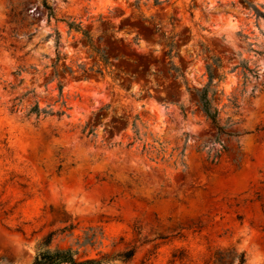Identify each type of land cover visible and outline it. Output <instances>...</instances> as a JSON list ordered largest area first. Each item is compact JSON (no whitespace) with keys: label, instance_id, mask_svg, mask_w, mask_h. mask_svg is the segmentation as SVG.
<instances>
[{"label":"rangeland","instance_id":"374dc122","mask_svg":"<svg viewBox=\"0 0 264 264\" xmlns=\"http://www.w3.org/2000/svg\"><path fill=\"white\" fill-rule=\"evenodd\" d=\"M46 1L54 18L0 0V264L49 234L88 257L133 248L125 264H264V0ZM205 87L237 136L216 135ZM33 101L53 115L26 117Z\"/></svg>","mask_w":264,"mask_h":264},{"label":"trees","instance_id":"16d2710c","mask_svg":"<svg viewBox=\"0 0 264 264\" xmlns=\"http://www.w3.org/2000/svg\"><path fill=\"white\" fill-rule=\"evenodd\" d=\"M42 8L46 12L47 19L54 18V12L52 7L47 3L46 0H40ZM256 16L262 17L264 19V14L256 12ZM67 27L69 29H73L76 31H81L78 25L74 24H67ZM87 44L93 48L92 42L88 35L84 33ZM161 40L164 41L165 47L169 50L165 53L166 57L170 56L171 50L174 48L171 39L165 38L164 34H160ZM57 44V41H56ZM94 49V48H93ZM96 54L100 56V59L107 62L106 56L100 52L99 50H94ZM59 61V59H56V63ZM220 68V60L218 58H212L211 64L206 66V73L208 77V85H211L213 82V79L216 76L215 72ZM239 69L240 74L244 79L247 77H253L256 78V72L252 69H249L246 64L240 63V65L233 68V70ZM169 70H173L171 66H169ZM17 74V73H16ZM62 74L65 75V71H62ZM53 78H57L58 74L53 71L52 72ZM221 80V77H218V81ZM12 89V88H10ZM62 86L61 83H57V91L58 95H61ZM192 93H194L198 98L199 108L202 111V113L205 115L207 120H209L211 126L216 130V135H224V136H237L236 134H229L225 132V127L220 125L219 118H218V110L213 107L214 98L217 95V91L210 90L209 87H205L202 90H191ZM32 92H27L20 97H15L11 100L10 105V112L15 113L19 110L21 106V102L23 100H27L28 96L31 95ZM232 109L234 110L233 114H237L238 105L235 102L231 103ZM26 117L33 115L36 119L39 116L46 117L48 115H53L50 110H47L46 108H39V105L37 102L33 101L29 107L26 110L25 113ZM56 116L62 115V113H56ZM264 127H261L259 129H256L255 132L263 131ZM222 152L227 155L228 150L226 147L221 148ZM218 157V156H217ZM216 160L211 161V164H213ZM51 234L43 238L39 245L36 254L34 255V258L30 264H114L115 262L119 261L121 263H128L130 262L133 254L134 249L133 248H126L122 252H118L115 254H101L97 255L95 257H88L85 255H81L78 250L73 249L71 247L64 248V249H54L49 250L47 249V246L50 243Z\"/></svg>","mask_w":264,"mask_h":264},{"label":"bare ground","instance_id":"6f19581e","mask_svg":"<svg viewBox=\"0 0 264 264\" xmlns=\"http://www.w3.org/2000/svg\"><path fill=\"white\" fill-rule=\"evenodd\" d=\"M74 192V191H73ZM75 193V192H74ZM69 195V194H68ZM70 196H73V194H71ZM72 198V197H71ZM74 198V197H73Z\"/></svg>","mask_w":264,"mask_h":264}]
</instances>
